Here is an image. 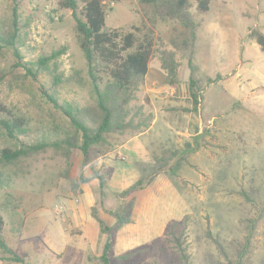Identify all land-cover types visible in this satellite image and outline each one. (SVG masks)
<instances>
[{"label":"rangeland","instance_id":"1","mask_svg":"<svg viewBox=\"0 0 264 264\" xmlns=\"http://www.w3.org/2000/svg\"><path fill=\"white\" fill-rule=\"evenodd\" d=\"M188 1L190 15L198 24L195 29H186L178 19L161 15L142 0L105 1L107 28L134 31L153 49L146 82L131 103V107L142 106L145 116H152L144 131L150 129L144 140L151 162L136 164L151 165L154 156L182 149L197 134H204V146L188 154L178 176L170 170L161 172L155 183L154 179L125 199L108 192V206L113 210L131 203L133 207L132 222L115 233L110 264H120L114 257L125 253L131 254L125 264H236L242 253V264H264V93L249 91L247 71L233 61L218 62L219 55L208 46L212 23L222 20L231 36L254 23L256 0H212L206 13L198 9V0ZM59 2L0 0V32L6 37L11 35L17 7L16 43L22 57L7 47L0 49V120L21 116L29 122L28 133L15 139L0 127V151L55 140L60 129L67 127V118L46 93L78 105L94 100L76 19ZM83 6L80 0L81 18ZM222 10L226 14H219ZM233 43L228 37L225 45L229 48ZM62 48H66L64 53L46 65L40 63ZM164 51H173L178 63L174 85L168 83L162 68ZM251 59L264 65L260 54L251 52ZM54 75L63 83L57 84ZM218 75L221 79L208 82ZM76 77L81 78L79 82ZM192 79L196 85L191 89ZM196 91L202 96L198 108L192 95ZM137 135H114L115 150ZM115 155L116 161L128 162L126 152ZM98 159L90 166L94 168ZM71 162L70 179L65 175V158L54 148L24 157L5 170L10 182L0 188V202L10 209L2 211L3 235L30 264H104V245L91 249L71 218V210L79 203L80 177L85 176L81 151L74 150ZM149 165L146 174L152 172ZM99 172L107 185L110 172ZM58 204L64 206L61 212ZM35 216L67 230V245L57 242L53 226L42 227ZM34 226L41 234H35ZM51 234L54 239L48 238Z\"/></svg>","mask_w":264,"mask_h":264},{"label":"trees","instance_id":"2","mask_svg":"<svg viewBox=\"0 0 264 264\" xmlns=\"http://www.w3.org/2000/svg\"><path fill=\"white\" fill-rule=\"evenodd\" d=\"M83 9L80 12V0H60L59 6L62 9H70L73 17L76 19V27L79 33L80 46L83 50L89 76L94 90V100L88 105H78L71 102H61L54 94L46 93L49 101L54 108L60 111L67 118V127L61 128L59 135L55 140L45 141L38 144H30L22 148L5 147L0 151V188L6 187L10 178L6 176V168L17 164L22 158L32 154L46 151L48 148H54L55 151L65 158L67 168L65 175L70 179L72 169L71 158L74 150L82 153L83 167L91 165L96 159L107 155L115 150L116 145L111 138L123 136L125 134L137 135L150 127L152 116H145L142 106L131 107V103L136 100V93L141 86L145 84L149 72V64L153 57L151 43L144 39L141 40L134 31L123 32L119 29H110L106 26L107 10L106 0H82ZM112 2L120 0H109ZM151 4L161 15H166L171 19H178L186 29H195L198 25L191 17L189 12L188 0H142ZM212 0H198V9L206 13L210 10ZM11 35L4 36L0 32V49L7 47L12 50L17 58L21 57L20 49L17 46L16 39L19 37L18 11L15 6L13 9V19ZM192 36L195 37L194 31ZM246 39L256 42L264 53V33L258 27H251ZM66 48L54 52L48 57L40 60L44 65L52 59L64 53ZM162 68L167 75L169 84L174 85L177 82L178 63L175 60L173 51H164L162 56ZM57 84L63 83L59 75H54ZM80 77H76L77 82ZM217 78H209V83H214ZM196 85V81L191 80V89ZM194 107L198 108L202 103V96L199 91L192 92ZM0 127L4 134L9 138L15 139L19 135H26L29 131V122L21 117L14 116L11 119L0 120ZM204 134H197L193 141H188L182 149L168 151L162 157H153V163L149 165L152 172L146 174L147 166L138 164L141 169L140 178L129 188L118 193L119 198L125 199L132 193L144 189L161 172L170 170L173 175L178 176L183 162L187 160L190 153L199 151L204 146ZM94 176L100 181V191L102 197L107 196L106 180L98 170L93 168ZM81 182L88 179L85 176L80 177ZM133 199H131L132 201ZM130 201V202H131ZM4 208L10 209V205L0 202V261L3 264H30L25 257L15 253L4 238L3 232L5 219L2 215ZM15 208V207H13ZM131 206H126L118 210H112L110 213L116 218L113 226L107 225L94 211L98 219L101 232L107 235V241L103 247L101 260L104 264H110L113 251V242L115 233L124 225L132 222L130 212ZM175 236V231L171 232ZM250 243V238H248ZM179 251L184 255V250L178 246ZM131 254L125 253L114 257L120 264H125ZM242 253L236 264H242Z\"/></svg>","mask_w":264,"mask_h":264},{"label":"crops","instance_id":"3","mask_svg":"<svg viewBox=\"0 0 264 264\" xmlns=\"http://www.w3.org/2000/svg\"><path fill=\"white\" fill-rule=\"evenodd\" d=\"M219 14H226V12L222 10ZM255 14V22L248 25L242 33H236L233 34V36L227 34L225 27L226 23L222 22V20L218 23L215 22L209 25V28H213V33H211V37H209L210 41L208 42V46H211L212 49L214 48L215 55H219L218 62L224 63L225 61H233L234 63H239L240 69L243 67L244 71H247L246 73L248 76L246 79L249 83V91L252 93H264V65L254 63L251 59V52H253L254 55L260 54L261 61L263 62L264 53L256 42L246 39L250 26L254 25L253 27H258L264 33V1L256 0ZM223 21H226V19L223 18ZM228 37L234 42L229 48L225 45ZM238 75L239 74H237V76ZM151 127H153V125ZM149 130L131 137L115 151L108 153L96 161L97 163L94 169L98 171L106 169L111 175L106 185L108 188L105 190L107 195H109L108 192L110 193L111 191L121 193L140 178L141 172L136 162H151V152L144 140ZM122 152H126L128 162L116 161L115 154L119 153L120 155ZM84 173L88 180L81 183V192L78 195L79 203L71 210V218L74 225L82 230L83 236L87 239L91 249L96 251L97 247H102L107 241V235L101 232L100 223L94 214V209L95 207L97 209L98 202L101 208L97 209V216L102 221L109 226H113L116 223V218L110 213L113 208L108 206L109 199L102 197L100 181L94 176L93 167L90 165L85 166ZM156 179H158V177ZM102 202H104V205ZM106 209L108 210L107 212L104 211ZM34 218L38 219L37 224L40 223L41 226L47 224L51 225V227L53 226L54 232L57 233V242L60 244L59 241H62V246L67 245V230L62 227L58 228L54 226L49 220L45 222L36 216ZM126 225L129 226V224ZM126 225H124L120 231H122ZM36 228H38V226L33 227L35 234H41ZM120 231H118V234H120ZM48 238L54 239L55 237L53 238V234H51ZM0 264H3L2 261H0Z\"/></svg>","mask_w":264,"mask_h":264},{"label":"built area","instance_id":"4","mask_svg":"<svg viewBox=\"0 0 264 264\" xmlns=\"http://www.w3.org/2000/svg\"><path fill=\"white\" fill-rule=\"evenodd\" d=\"M56 207L60 212L64 209V206L62 204H58Z\"/></svg>","mask_w":264,"mask_h":264}]
</instances>
